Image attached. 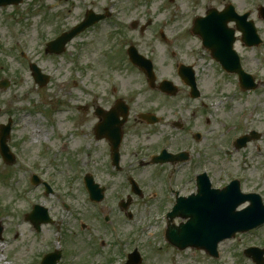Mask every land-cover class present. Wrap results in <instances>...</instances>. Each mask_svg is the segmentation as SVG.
I'll return each instance as SVG.
<instances>
[{
  "label": "flooded vegetation",
  "instance_id": "flooded-vegetation-1",
  "mask_svg": "<svg viewBox=\"0 0 264 264\" xmlns=\"http://www.w3.org/2000/svg\"><path fill=\"white\" fill-rule=\"evenodd\" d=\"M108 1L113 7L108 6L100 12L86 10L81 20L73 26L84 21L89 13L102 16V20L94 23L79 35H85L94 29L99 30L104 23H108L110 37H105V40L109 39V44H112L115 50L114 53H109L111 56L105 64L107 82L104 90H100L101 88L97 85L86 84L85 86L75 83L91 99L90 106L86 105L81 109L86 112L89 108L91 109V113H88L90 114L89 120L93 121L91 135L95 142L102 143L103 154L101 152L100 154L103 156V171L96 172L95 166L92 165L93 154L86 152L82 156L81 153L75 151L77 156L69 152L66 145H63L61 154L66 163L64 166L72 172L65 181V186L68 188V185H72L71 183H77L80 192L85 194L81 203L90 207L91 211L92 208L94 210L98 208L101 211V214L94 212L95 219L98 220V229L105 228V232L110 235L112 241L108 238L105 241L99 240L100 251L106 248L110 250L113 242L118 256L117 261L111 259L109 264L125 262L130 245L128 239L118 233L117 227L113 228L111 213L106 206H103L107 191L100 204L90 202L88 195L84 193V180L87 174L95 179L98 174L106 173L111 178L110 186L105 189L118 190L113 195L114 207L127 219H129V214L123 211V205L128 204L130 210L134 200H139L143 202V206L149 207V215L153 214L157 217L158 249L165 248L176 255L188 252L202 253L193 249L178 251L166 237L169 227L178 226L181 223L179 218L171 221L167 217L177 202H184L185 199L207 202L217 198L222 201L226 199L233 201L237 198L236 193L239 192L242 195L258 194L264 203L262 187L247 186L245 185L247 180L243 175H238L231 170H223L221 167L215 170L210 161L211 155L220 160L221 156L225 158L234 156L237 152L245 151L249 146H253L257 155L263 153L262 156H264L261 145L264 128L257 131V126L252 124L251 113L254 115L256 108L251 109L249 116L239 111L235 117H225L226 110L231 112L235 109L234 96L236 93L254 92L243 91L238 78V70L241 67L247 73L255 75L257 69L248 68L242 53L252 52L253 60L260 62V53L264 56V35L260 32L256 22L248 17L247 21L253 22L256 34L259 36V45L249 46L245 43L242 31L238 28L240 21H230L226 28L215 23L219 27L211 32L222 35L221 41L207 44L205 38L198 35L202 33V29L196 30L195 34V18L204 17L211 7H207L202 16H195L188 22L184 19L173 20L177 16L157 22L152 19L155 13L157 16V7L155 8V5L151 3L143 9V14L147 15V19L139 21L137 19L124 20L126 15H121L116 1ZM168 2L173 4L175 0H168ZM133 3L141 5L144 1L133 0ZM225 6L221 10L212 9L220 12ZM140 13L136 8L133 17H138ZM249 15L251 16V13ZM256 16L263 21L258 10H256ZM128 17H130L129 14ZM257 40L256 37L255 41ZM157 51L163 57L160 65L157 63ZM137 56L142 59H138ZM114 60L116 62L112 66ZM92 67L93 64H90L89 68ZM208 67L214 74L221 75L225 80L231 78L229 82L231 85L225 86L222 90L227 91V88L233 87V90L230 89L222 94L223 98L215 100V105L210 103L200 81V76L208 71ZM78 77L81 80V77ZM164 82L170 84H163ZM196 90L198 95L195 97ZM221 108L223 111L218 114ZM212 109H215L217 114H214ZM79 119L77 117V121ZM161 129L165 131L162 132ZM252 132H257L259 135H254ZM243 137L247 139L243 141ZM30 165L41 172L36 165ZM86 166L90 168L86 170ZM49 177L52 178L51 175ZM52 182L56 184L54 178ZM132 182L142 190L141 196L133 193ZM39 189L44 190L42 186ZM66 189H61V197L53 193L52 195L56 196L49 201L50 203L57 202L62 211L60 220H57L60 218L57 217L58 215L49 213V216L52 217L53 229H63L62 234L57 233V239H62L64 246L71 243L67 232L69 227L72 228L71 221L75 220V214L80 213L77 209L79 202L73 203L67 196ZM43 196L45 194L41 197ZM31 202L29 212L36 204L35 201ZM245 206L247 205L241 208ZM48 207L52 208L51 205ZM105 211L109 226L102 219ZM132 213L130 218H133ZM65 215L66 219H64ZM256 215H259L257 208ZM22 220L25 222L24 218ZM27 223L35 236L40 235L42 228L46 227H36L35 221ZM78 226L81 232L89 231L88 226L83 223ZM262 229L264 225L246 234L236 235L233 241L218 243L217 262L223 258L224 245L228 244L227 247H230V243L237 242L233 252L241 251L243 254L244 249L254 245L247 236L261 232ZM115 235L118 238L117 243H115ZM49 239L45 241L42 239L40 244L43 248L46 245L47 250L39 253L40 256L32 264H40L43 254L49 252ZM92 246L94 248H91L95 251L89 248L88 253L91 264L97 260L96 255L99 252L94 242ZM82 248L84 251L83 245ZM204 257L213 260L207 255Z\"/></svg>",
  "mask_w": 264,
  "mask_h": 264
},
{
  "label": "rangeland",
  "instance_id": "rangeland-1",
  "mask_svg": "<svg viewBox=\"0 0 264 264\" xmlns=\"http://www.w3.org/2000/svg\"><path fill=\"white\" fill-rule=\"evenodd\" d=\"M115 1L117 8L121 10V15H126L124 20L145 21L147 15L143 14V9L146 5L153 3V6L157 7V16L155 13L152 16L153 20L160 22L165 18L168 20L172 16H177L173 20L184 19L188 22L195 16H202L207 7L221 10L229 0H175L173 4H170L168 0H141L144 1L141 5L134 4L133 0ZM230 1L234 3L237 10L241 11L240 13L254 9L250 11V18L256 22L264 35V21H260L256 16V7L264 8V0ZM108 6H112L108 0H24L17 7L0 9V81L7 80L9 84L6 90H0V125L11 120L12 133L7 144L22 165V167L18 164L7 166L0 157V221L4 227V241L0 242V264H32L40 256L39 253L47 250L46 245L43 248L40 242L49 237V240L52 239L51 226L43 227L42 233L35 236L30 225L22 220L23 216L29 213V201H35L47 210L48 205H51L52 208H49L48 212L58 215L57 217L60 218L57 220L62 217V211L57 202H49L53 199L52 196L41 197L38 195L39 188H29L28 176L30 175L26 170L28 163L41 169V172L36 170L40 176L51 175L55 180V186L60 189L67 188L65 181L72 173L64 166L66 163L61 154L63 145L77 156L75 151L82 156L86 152L93 154L92 165L95 166L96 172L103 171V156L100 154V152L103 154L102 143L95 142L91 135L93 121L89 120L90 114H88L91 109L89 108L87 112L81 109L83 106H90L91 99L75 82L85 86L86 84L97 85L101 88L100 90L106 87L105 64L111 56L109 53L115 51L112 44H109V39L105 40V37H110L108 23H104L99 30L94 29L85 35H79L67 45L65 53L59 56L46 54L44 44L54 40L62 32L70 30L81 20L86 10L100 12ZM153 6L152 9L155 12ZM136 8L141 13L138 17H133ZM21 52L31 55L22 58L19 56ZM242 55L249 69H257L256 78L263 80L264 67L260 62L253 60L252 52H243ZM162 60L163 57L157 51V63L160 65ZM115 62V60L112 62V66ZM29 64H35L42 68L44 73L54 75V79L39 88L33 82ZM90 64H93L92 68H89ZM78 67L81 69L76 70L75 68ZM62 80H66L67 84H60ZM73 80L75 82H72ZM230 80L231 78L225 80L221 75L214 74L209 67L208 71L203 72L200 81L210 103L215 105V100L223 98V93L233 90V87L227 88V91L222 90L225 86L231 85ZM234 100L236 101L235 109L231 112L226 110L225 117H235L239 111L249 116L251 109L256 108V113L254 115L251 113L252 124L257 126V131L264 128V86H259L254 93H236ZM51 108L56 110L53 114H50ZM57 111L59 112L56 113ZM211 111L217 114L215 109ZM222 111V108L219 109L218 114ZM77 117L80 118L79 121ZM41 144H47V149L41 148ZM261 145L264 150V138ZM262 154L257 155L253 146H249L245 151L237 152L234 156L226 158L221 156L220 160L209 155L215 170L221 167L223 170L234 171L246 178L245 185H255L264 189V156ZM89 168L90 166H86V170ZM110 180L106 173L98 174V177L94 179L95 183L104 188L110 186ZM71 184L66 189L67 196L73 203L79 202L77 209L80 213L75 214V220L71 221L72 228L69 227L70 232H67L71 243L67 244L70 250L69 257L63 264H91L88 253L89 248L95 251L92 242L99 249L96 264H109L108 261L111 259L117 261L118 256L113 242L110 250L106 248L100 251L99 240L105 241L108 238L112 241V239L105 232V228L98 229V220L95 219L93 208L91 211L90 207L81 203L85 194L80 192L79 185ZM105 190L107 198L103 206H106L111 213V219L118 233L128 239L130 250L132 241L138 242L145 259L143 264L174 262L175 264H215L213 260L206 259L200 253L188 252L176 255L165 248L158 249L157 223H153L149 218L147 220L149 231L147 232L148 228H142V225L146 223L143 217L145 209L143 202L134 200L130 207L133 218L129 220L123 213L115 210L113 195L118 190L114 188ZM151 212L153 213V209ZM80 223L87 225L89 231L81 232L78 226ZM248 238L252 241H256L257 238L264 239V229ZM229 245L230 247H227L228 244L223 246V258L218 264H250L247 260L243 263L240 256L236 259L233 255L236 243ZM171 259L174 261H170Z\"/></svg>",
  "mask_w": 264,
  "mask_h": 264
},
{
  "label": "water",
  "instance_id": "water-1",
  "mask_svg": "<svg viewBox=\"0 0 264 264\" xmlns=\"http://www.w3.org/2000/svg\"><path fill=\"white\" fill-rule=\"evenodd\" d=\"M22 0H0V6H6L10 4L17 5ZM209 12V18L207 19V23L204 25L206 30H211L213 28H217L216 25L212 22L216 21H227L228 18L221 17V16H214L215 14ZM234 20L233 18H231ZM203 20H198L195 25V30L200 29V25H202ZM87 25H90V22L85 25H81L74 30H72L69 34H64L55 42L51 43L49 46H52L53 50L59 52V49H63L65 43H67L72 37H74L77 33L83 30ZM203 25L201 26V29ZM251 30L252 27H249ZM206 38V42H213L217 41L219 35L207 32L204 34ZM251 36L249 34L245 35V39L250 42ZM51 49V50H52ZM42 81V80H40ZM44 83V82H43ZM45 84V83H44ZM43 85V84H42ZM7 136V130L3 128L2 133L0 135V151L4 159L8 163H12V160L8 154V149L5 146ZM201 201L189 205L190 208L193 209H184V214L190 216L189 222L187 225L183 226L180 232L176 234L173 233V237L175 238L172 240L174 244H178L181 240L184 241V245H190L196 248H205L207 249L208 243L213 241L216 238L225 239L230 238L234 231L240 230L244 225L250 224L252 221V216L250 213H239L236 214L233 212L235 206L234 204H230V202L226 201L225 203H221L218 209V204L214 201L212 202H204L200 203ZM211 205L215 206L211 210ZM217 240H214L213 247L215 246ZM212 247V251L213 250ZM215 253V252H214Z\"/></svg>",
  "mask_w": 264,
  "mask_h": 264
},
{
  "label": "bare ground",
  "instance_id": "bare-ground-1",
  "mask_svg": "<svg viewBox=\"0 0 264 264\" xmlns=\"http://www.w3.org/2000/svg\"><path fill=\"white\" fill-rule=\"evenodd\" d=\"M2 260V259H1Z\"/></svg>",
  "mask_w": 264,
  "mask_h": 264
}]
</instances>
